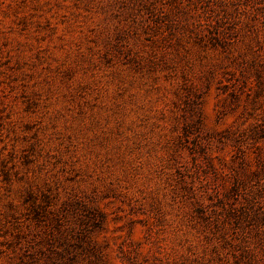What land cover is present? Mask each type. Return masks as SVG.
Here are the masks:
<instances>
[{
  "label": "rangeland",
  "instance_id": "1",
  "mask_svg": "<svg viewBox=\"0 0 264 264\" xmlns=\"http://www.w3.org/2000/svg\"><path fill=\"white\" fill-rule=\"evenodd\" d=\"M0 264H264V0H0Z\"/></svg>",
  "mask_w": 264,
  "mask_h": 264
}]
</instances>
